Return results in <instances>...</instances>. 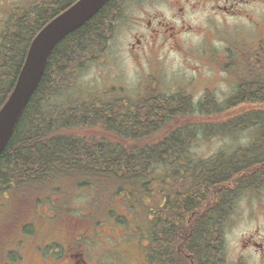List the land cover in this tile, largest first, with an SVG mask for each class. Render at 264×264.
I'll list each match as a JSON object with an SVG mask.
<instances>
[{
    "label": "trees",
    "instance_id": "1",
    "mask_svg": "<svg viewBox=\"0 0 264 264\" xmlns=\"http://www.w3.org/2000/svg\"><path fill=\"white\" fill-rule=\"evenodd\" d=\"M74 1L34 0L32 7L5 21L0 32V107L14 86L32 38ZM125 2L107 0L52 48L39 83L0 153V191L28 185L40 193L44 183L62 172L80 173L84 178L75 185L92 187L98 212L112 213L110 203L116 199L122 213L118 218L123 219V214L136 213L135 204L147 214L148 196L157 205L163 194L195 195L197 184L196 197L201 198L227 175L235 187L242 184L243 167L264 166V108L242 109L243 97L253 99L260 94L242 88V74L235 68L236 90L224 103L206 90L193 106L185 90L168 96L158 92L155 81L132 101L97 94L58 101L78 73L103 58ZM192 117L201 120L190 121ZM253 126L259 134L248 148L220 152L205 161H194L189 155L197 134L208 138ZM152 221L158 249L159 213ZM209 223L199 218L193 242L196 250L189 252L197 264H226L219 219H214L215 230H210Z\"/></svg>",
    "mask_w": 264,
    "mask_h": 264
},
{
    "label": "rangeland",
    "instance_id": "2",
    "mask_svg": "<svg viewBox=\"0 0 264 264\" xmlns=\"http://www.w3.org/2000/svg\"><path fill=\"white\" fill-rule=\"evenodd\" d=\"M174 1L127 0L104 57L78 73L72 86L58 95V101H68L70 98L83 100L87 94H97L104 99L132 101L140 95V91L147 92L151 82L155 81L158 92L168 96L185 90L190 94L194 105L205 96L208 89L218 103H224L234 90L238 62L232 59L234 64L224 68V60L212 56L211 53H236L238 48L241 52L254 50L258 40H264V10L260 7L250 9L248 13L255 16L249 19L250 22L242 16L228 18L222 26L218 21L210 25L208 12L187 8L184 21L192 25V29L181 33L175 39L166 40L169 31L163 34L153 33L146 22L151 19L153 25L152 17L156 15L163 21L179 25L178 21L171 19L176 9L167 5V2ZM33 2L34 0H0V32L10 15L29 9ZM140 36H143L141 46L132 51L130 45ZM222 37H226V40ZM232 57L236 59L237 55L232 54ZM243 70V66L239 67L240 74ZM255 135L253 128L227 135L216 134L208 138L197 134L190 145L189 153L193 159L205 161L220 152L229 153L237 147L250 144ZM69 172H62L49 183H45L39 196L33 194V187L28 185H18L17 189L11 185L4 192H0V221L13 213L22 212L30 213L28 217L33 222L37 219L51 221L49 211L52 210L49 208L53 201V213L59 231L67 229L68 223L65 219L68 217H72L70 222L79 227L81 217L86 216L88 220H92L90 214L95 216L98 213L97 205L91 202L96 194L92 187L81 188L75 185V182L83 180L82 174ZM36 197L39 201L33 203L32 200ZM110 208L115 216L119 215L120 206L116 199L111 201ZM140 208V204H135L136 213L125 215V222L123 219L113 218L115 222L118 220L119 238L132 245L135 253L141 249L135 235L146 230ZM232 214L224 234L223 254L226 263L257 264L253 255L242 253V234L254 226L242 217V196L236 200ZM61 232L55 235L59 237ZM134 232L135 235L132 234Z\"/></svg>",
    "mask_w": 264,
    "mask_h": 264
},
{
    "label": "flooded vegetation",
    "instance_id": "3",
    "mask_svg": "<svg viewBox=\"0 0 264 264\" xmlns=\"http://www.w3.org/2000/svg\"><path fill=\"white\" fill-rule=\"evenodd\" d=\"M167 5L176 9L171 19L178 21L179 25L163 21L156 15L152 17L153 25L151 19L146 22L153 33L169 31L166 40L175 39L192 29V25L184 21L187 8L208 12L209 24L218 21L222 26L228 18L244 16L249 21L255 17L248 13L250 9L260 7L264 10V0H175L174 3L167 2ZM141 37H136L135 43L130 45L132 51L141 46ZM222 38L226 40V37ZM211 55L229 59V53L225 51L212 52ZM236 55L244 68L242 88H250L260 94L253 99L243 97L242 108L263 109L264 40L260 38L254 50L240 51ZM239 178L242 184L232 187L227 175L221 184L208 187L201 198L196 197L199 196L197 184L193 186L195 195L163 194L157 205L151 204L148 196L144 243L137 253L132 245L119 238L118 220L116 218L115 222L112 213L105 212L92 220L81 217L80 227L72 224V217H68L65 219L68 227L62 232L55 222L54 201L49 208L52 210L49 211L51 221L37 219L33 222L28 217L30 213H13L0 221V264H197L195 255L189 249L196 250L193 242L199 218H206L210 222V230H215L214 219L217 217L223 236L240 196L242 217L254 225L242 234V253L253 255L257 264H264V166L243 167ZM231 192L234 195L230 197ZM221 195L223 198H220ZM158 213L161 222L157 249L153 243L156 233L153 232L152 218ZM59 232L62 235L57 237L55 233Z\"/></svg>",
    "mask_w": 264,
    "mask_h": 264
},
{
    "label": "water",
    "instance_id": "4",
    "mask_svg": "<svg viewBox=\"0 0 264 264\" xmlns=\"http://www.w3.org/2000/svg\"><path fill=\"white\" fill-rule=\"evenodd\" d=\"M107 0H76L48 21L31 40L14 86L0 107V153L37 87L54 45L77 29Z\"/></svg>",
    "mask_w": 264,
    "mask_h": 264
}]
</instances>
